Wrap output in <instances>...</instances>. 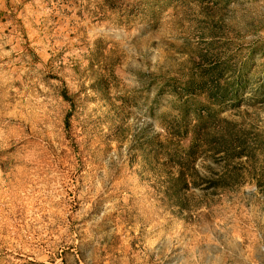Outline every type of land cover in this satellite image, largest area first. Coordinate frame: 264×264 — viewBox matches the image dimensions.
I'll list each match as a JSON object with an SVG mask.
<instances>
[{
  "label": "rangeland",
  "instance_id": "rangeland-1",
  "mask_svg": "<svg viewBox=\"0 0 264 264\" xmlns=\"http://www.w3.org/2000/svg\"><path fill=\"white\" fill-rule=\"evenodd\" d=\"M0 264H264V0H11Z\"/></svg>",
  "mask_w": 264,
  "mask_h": 264
},
{
  "label": "crops",
  "instance_id": "crops-1",
  "mask_svg": "<svg viewBox=\"0 0 264 264\" xmlns=\"http://www.w3.org/2000/svg\"><path fill=\"white\" fill-rule=\"evenodd\" d=\"M11 0H0V13H2L3 10H7L9 8V2Z\"/></svg>",
  "mask_w": 264,
  "mask_h": 264
}]
</instances>
